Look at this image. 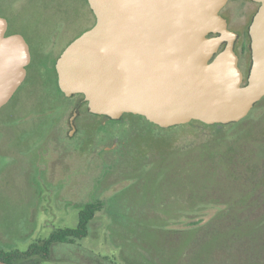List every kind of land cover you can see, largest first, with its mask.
Here are the masks:
<instances>
[{"label": "rangeland", "instance_id": "374dc122", "mask_svg": "<svg viewBox=\"0 0 264 264\" xmlns=\"http://www.w3.org/2000/svg\"><path fill=\"white\" fill-rule=\"evenodd\" d=\"M257 7L250 0H229L220 11L238 34L245 75L247 29ZM0 16L8 31L24 37L31 54L25 81L0 111V251L21 255L55 229L75 227L84 204L99 200L103 207L85 239L54 244L33 263L141 264L152 251L158 262L147 264H264V229L239 221L264 215V195L244 203L248 194L235 190L238 184L220 161L205 159L199 149L181 150L198 146L211 128L163 129L129 118L131 146L122 155L103 146L96 151L92 131L66 136L67 110L59 131L51 129L64 103L55 91L53 65L63 47L95 23L87 0H0ZM48 108L54 111L46 113ZM247 168L244 177L252 173ZM204 195L220 198L186 203L182 211L184 201ZM220 211L226 219L222 230L183 245L181 231L203 227Z\"/></svg>", "mask_w": 264, "mask_h": 264}, {"label": "water", "instance_id": "95a60500", "mask_svg": "<svg viewBox=\"0 0 264 264\" xmlns=\"http://www.w3.org/2000/svg\"><path fill=\"white\" fill-rule=\"evenodd\" d=\"M229 0H87L94 25L55 61L65 97L83 95L91 114L144 117L166 129L198 121L227 125L264 98V0L248 25L250 66L238 65V34L220 15ZM0 16V109L26 79L29 46ZM0 264H9L0 260Z\"/></svg>", "mask_w": 264, "mask_h": 264}, {"label": "trees", "instance_id": "16d2710c", "mask_svg": "<svg viewBox=\"0 0 264 264\" xmlns=\"http://www.w3.org/2000/svg\"><path fill=\"white\" fill-rule=\"evenodd\" d=\"M88 29H85L84 31ZM13 33L17 32L7 31V35ZM78 36L74 37L71 41H73ZM53 71L55 74L53 80L55 91L60 94L64 100V103L60 106L62 111H59V108L57 110L58 116H61L62 113L64 114L66 110L68 113L67 115H69L77 100L81 99L83 95H74L70 98L65 97L58 87L57 75L54 66ZM2 109H0V111ZM45 111H47L46 113H50L54 111V109L48 108ZM82 112L88 116V112H86L85 108L84 110H82ZM130 116L132 118L144 120L149 123L142 116ZM113 123H117V121H113ZM149 124L154 125L152 123ZM189 126H201L211 128L212 132L198 146L193 148H182V151L190 152L192 150L199 149L201 151V155L205 159H210L214 164L220 161V163H222L229 171L228 177L234 180L235 185L238 184V186L235 187V190L238 191L240 194H248L247 199L244 203H253L261 195H264V184L258 183L261 177L264 178V98L254 106L253 110L245 119L237 123H231L227 125H205L198 121H192L186 125H183L182 127L183 129H185ZM246 167H248L247 169H249V172H252L248 177H244ZM240 173L242 175V178L239 179ZM236 174H238L239 176H237ZM236 180H242L243 186L241 182L238 183ZM253 182L255 183L253 184ZM219 198L220 196L209 198L204 195L203 197H200L198 198V200L195 201H192L191 199L186 200L183 202L185 205L183 206L182 211L186 207V203H191V205H193L196 201L211 203L214 202L216 199L219 200ZM223 204L225 205L226 209L229 205V200L223 201ZM102 207L103 203L99 200L86 203L78 211L77 224L75 227L55 229L46 239L38 240V242L31 244L28 249L25 252L21 253V255L19 256L17 255V251L11 253H4L0 251V260L9 264H35L33 263L32 259L37 256L44 259L45 256H47V254L50 252V249L54 244H72L75 241L85 239L89 234L90 223L92 222L95 214L100 211ZM222 213L223 211H220L219 214H217L213 220H211L203 227L190 228L181 231L183 235V245H189V243H193L194 240L202 243L204 239L213 234V231L222 230V228H224L225 226L223 223H225L226 220L223 219L224 215H222ZM240 219L239 221L244 225L249 222H254L255 226H257L259 229H264V215L256 217L255 219L254 217L247 215L241 217ZM238 222L235 221L234 224L238 225ZM192 224L196 225V223ZM145 253L150 255V259L147 260L146 257H144L143 255L142 258L139 259V263L147 264V262L149 261L152 263L158 262V260L156 259L155 252L151 251L149 253ZM249 258L253 259L252 256H250ZM104 259L107 260L108 258L105 257Z\"/></svg>", "mask_w": 264, "mask_h": 264}, {"label": "flooded vegetation", "instance_id": "af4514ba", "mask_svg": "<svg viewBox=\"0 0 264 264\" xmlns=\"http://www.w3.org/2000/svg\"><path fill=\"white\" fill-rule=\"evenodd\" d=\"M220 15L222 17H224L221 13H220ZM224 18L227 20V23H228L229 22L228 19L226 17H224ZM228 28H229V25H228ZM66 46L63 47L60 54L63 52V50L66 48ZM235 52L238 56V65L240 68V63H239L240 53L237 50V45L235 46ZM60 54L58 55V57L60 56ZM57 58H56V60H57ZM53 66L55 68V62H54ZM249 66H250V63H249ZM240 70H241V68H240ZM248 70H249V67H248ZM248 70H247L246 75L242 72L245 80H246V77L248 74ZM82 98L77 100V102L73 106L70 114L67 117L68 131L66 133V136L71 131V128L69 125V117H70L72 111L74 110V108L82 100ZM12 99H13V97H12ZM12 99L9 101V103L12 101ZM84 108H85L86 112H88V116L82 112V110H84ZM77 113H78V115L74 121L75 130L72 132V134H70V138L73 137L74 134L76 137L77 134H79V133H82V132L83 133H90V131H92L93 132L92 138H94L95 140L98 141L97 143L94 144V145H96V151H98L99 146H103L102 149L110 150L113 152H118L121 155L123 153H125L127 151V149H129V147L131 146V139L128 137V135H129V132L133 130V126L128 124L126 122V119L130 118L133 120H139V119L132 118L130 116L133 114H124L119 120H112L106 116L91 114L88 111V103L87 102H84L80 105V107L77 110ZM134 116H138V115H134ZM61 119L62 118L60 116L54 117V123H53L51 129H54L55 131H57V130L59 131L58 127L60 126ZM113 121H117V123H113ZM115 146H116V148H115ZM90 202H93V201H90ZM90 202H87V203H90Z\"/></svg>", "mask_w": 264, "mask_h": 264}]
</instances>
